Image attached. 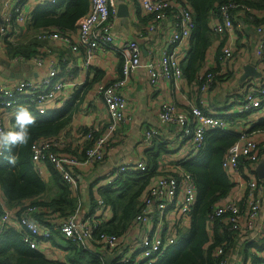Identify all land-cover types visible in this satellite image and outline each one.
Instances as JSON below:
<instances>
[{
    "label": "built area",
    "instance_id": "2783aa9c",
    "mask_svg": "<svg viewBox=\"0 0 264 264\" xmlns=\"http://www.w3.org/2000/svg\"><path fill=\"white\" fill-rule=\"evenodd\" d=\"M59 0H0V130H13L12 121L18 105L32 107L37 114L58 111L71 99L78 83L73 73L76 64L68 52H79L80 67L89 68L98 53L113 51L120 62V75L109 82L99 81L97 93L101 96L107 113L105 130L97 131L93 127L81 131L79 136L89 144L81 156L67 150V143L60 136H42L31 144L32 166L42 176V166L49 163L56 170L72 195H77V180L73 168L90 166L104 158L114 132L126 119L127 101L120 93L128 77L141 63L140 47L135 39L116 41L112 34L111 16L115 14L113 0H89L87 12L75 24V29L63 30L56 26L41 28L35 34L34 53L11 54L8 44H29L23 36L27 34L32 21V13L40 5H52ZM146 14L157 18L172 13L173 31L168 37V47L145 63L146 77L150 85L157 87L161 81L175 82L183 78V61L186 52L181 51L180 43L191 37L194 19L191 8L185 0H136ZM217 13L211 12L208 25L214 35L231 32L237 13H249V21L257 34V54L259 61L254 68L258 76L246 78L241 89L228 92L227 105L235 117L248 116L258 112L264 117V21L255 19L264 16L260 9L249 6L243 1H230L220 4ZM158 27L152 22L146 31ZM49 42L53 43L56 50ZM68 51V52H67ZM64 52V53H63ZM236 56L230 45H225L219 60L226 63ZM229 70L220 67L219 71L207 69L198 75L200 95L189 103V108H180L171 101L160 104L158 120L160 125H173L178 132L179 145L165 155L176 171L153 173L138 197L137 212L131 228L135 233L128 235L98 231L112 210L101 196L97 197L92 211L82 214L78 202L75 210L59 216L48 226H43L34 214L41 207L35 204L24 206L18 217L7 211L0 213V240L8 227L15 226L23 242L31 248H37L39 242L49 240L58 232L63 238L82 247L89 254H96L101 264L102 250L116 256L115 264H154L156 260L177 242L178 223L190 218L197 198V185L193 175L182 162L196 157L205 148V139L211 132H228V122L219 113L209 110V93L218 80ZM18 74L20 76H18ZM28 105V106H27ZM208 108V109H206ZM252 123V122H251ZM162 131L149 127L143 132L147 146L160 138ZM170 147V145H166ZM174 151V152H173ZM3 157H0V160ZM264 164V131L242 130L238 138L224 152L221 166L227 179L233 182V174L245 169V187L241 196L231 194L221 198L212 208L209 221L224 222L230 230L245 233L256 219L264 220V177L256 174L257 166ZM160 165V164H159ZM158 166V165H157ZM148 168L146 160L140 158L136 163L121 161L113 166L105 177L101 187L117 185V180L127 172ZM159 170H161L159 168ZM245 202L246 207L240 205ZM178 220V221H177ZM264 223V222H263ZM259 264H264V249ZM230 253L225 245H219L213 251L215 264H228ZM236 264H248L242 257H236Z\"/></svg>",
    "mask_w": 264,
    "mask_h": 264
},
{
    "label": "crops",
    "instance_id": "0c3cea01",
    "mask_svg": "<svg viewBox=\"0 0 264 264\" xmlns=\"http://www.w3.org/2000/svg\"><path fill=\"white\" fill-rule=\"evenodd\" d=\"M113 2L116 9L115 14L111 16L112 34L114 39L116 41L124 39L137 40L140 47L141 63L128 77L125 86L120 91L127 101V107L125 110L126 119L121 123L116 132H114V135L110 140V146L107 148L104 158L90 166H82L72 169L78 182L76 189L78 194L73 196L75 204L78 202L80 203V212L82 214L92 211V206L94 205L96 198L101 195L100 191L112 190L117 193L120 191L119 188L122 184L119 181L117 182V185L115 184L110 187H101V184L105 177L112 171L113 166L121 161L133 164L139 161L140 158H144L148 165V169H154L155 173L160 171L174 173L176 171L174 165L168 161L170 155L165 154L168 152L170 153L176 144L178 147V132L173 125H160L158 120L160 104L167 100L171 101L177 107L187 108L189 103H196L195 101H197L201 94L197 86L198 75L205 72L207 69L219 71L220 67H222L223 69L229 70L223 75H218V80L208 96L210 105L209 110L216 112L217 114L222 113L220 115L225 118L229 124L228 132H215V134L234 135L239 134L243 129L251 131L252 124H255L254 121H256V118H259L258 121L261 119L258 112H253L248 116L235 117L229 112L230 108L227 105L228 92L241 89L243 81L250 77V75H247L245 78H241L244 73V66L246 64L255 65L260 60L257 54L258 37L253 29V24L249 21V13H237L234 18L232 31L227 32L224 35H214L208 25L211 42L206 49V54L201 66L195 77L193 76L194 78L192 77L191 79L188 78L189 73L185 71V67L189 61L190 49L194 41L191 37L182 40L180 43V49L181 51L186 52V57L183 61V78L175 82L161 81L157 87H153L147 80L144 65L151 58L157 56L162 50L167 49V40L171 31H173L171 22L172 13L169 11L166 17L155 18L153 20L152 16L146 14L136 0H113ZM121 3L126 6L122 7V10H127L128 16L126 18L118 15ZM46 6L47 5H40L37 8H43ZM255 8L258 9L257 7ZM260 10L262 14H264V8ZM152 21L156 23L158 28L154 31H146V27L148 24L152 23ZM27 33L31 34V31L29 30ZM26 35H24L23 38H25ZM49 44L58 50L53 43L49 42ZM225 45H230L236 56L232 60L223 63L218 57ZM68 54L76 64L73 73L78 86L74 88L71 99L66 100L65 105L70 107L73 104V101L72 103H69V101L75 96H81V100L78 102L76 111L73 113L71 120L57 133V136H60L65 140L67 143V150L81 156L84 148L89 144L88 141L82 140L79 136L82 129L93 127L97 131L102 132L105 130V125L107 124V113L101 96L97 93V84L101 80L109 82L118 77L120 75V62L115 52L106 51L104 53H98L93 60V65L86 69L80 67L81 54L79 52L71 51L70 53L68 52ZM0 64H2L1 61ZM0 74L3 75L6 74V72L2 69ZM95 74L98 75L96 78ZM85 83L86 86L83 87ZM12 127L13 130L16 129L15 121H12ZM149 127H156L162 131L160 138L154 139L151 146H147L146 142L143 140V132ZM208 135L209 133L207 136ZM168 144L170 147L166 146ZM205 148L199 152L195 157L196 159L203 153ZM152 156H155L154 162H151L152 160L150 161ZM186 161L187 160H184L183 162ZM159 168L161 170H159ZM42 171L43 174L41 178L43 182H45L46 190L43 194L35 198H23L15 202H9L0 184L1 213L7 211L12 217L17 218L21 209L27 204H31L36 200L46 201L59 195L60 189L53 178L52 166L49 163H44ZM128 176L131 177L132 175L129 173ZM245 179L244 168L238 174H233V182L229 181L231 187L228 193L225 196L220 197L218 201L231 194L241 196L245 187ZM217 202H215V204ZM245 204L246 203L243 202L240 206L245 208ZM108 205L112 212L107 221L111 222L114 219V208L111 204L108 203ZM58 210L59 211H54L51 209L50 211L49 209L41 208L38 213L34 214V216L43 226H48L51 224L52 220L55 221L63 212L70 209L63 207L62 205ZM39 213H42V215H39ZM210 213L211 211L207 213L205 218V230L209 240L202 247L203 257L211 246V257L213 259V251L215 248L224 244L226 251L230 253L231 256L228 264H236V257L238 256L242 257V260H245L248 264H259L262 259V257L259 256V252L264 249V220L256 219L248 230L245 229V233L243 234L238 231L230 230L225 224H223L224 222L213 221L211 223L209 221ZM133 217L128 223L126 229L121 233L127 232L128 235L135 233V229L131 228ZM191 223L192 212L190 218H184L178 223L176 244L165 250L156 262L163 259L166 254L176 248L186 245L187 240H185V237L190 234ZM7 230L19 235L16 232L14 225H12V227L9 226ZM3 235L0 240V247L6 240ZM70 246L71 244L67 239L63 238L58 232H55L49 240L39 242L37 248L34 250L39 252L45 258V264H54L55 262L71 264L67 256L69 254L67 248ZM102 252L103 253L98 252V254L102 256L104 264L106 254L111 255L113 257L112 264L115 263L116 256L108 253V251L104 249ZM97 258H99L98 255Z\"/></svg>",
    "mask_w": 264,
    "mask_h": 264
},
{
    "label": "trees",
    "instance_id": "16d2710c",
    "mask_svg": "<svg viewBox=\"0 0 264 264\" xmlns=\"http://www.w3.org/2000/svg\"><path fill=\"white\" fill-rule=\"evenodd\" d=\"M191 8L194 19V28L191 32L193 44L190 49L189 61L185 67L188 78L195 77L201 66L206 54V49L211 42L210 30L208 28L209 15L211 12L217 13V7L220 4L230 1H243L249 6L264 8V0H185ZM66 4L64 7L63 5ZM89 7V0H59L58 3L47 5L43 8H37L32 13V21L29 30L32 34L27 33L24 40L29 44L17 43L8 44V52L15 54L22 52L26 55L33 54L36 44L35 34L41 28L56 26L63 30L75 29L77 20L84 15ZM154 20L157 18L154 14H148ZM264 21L255 19V22ZM153 22V21H152ZM28 30V31H29ZM184 70V69H183ZM98 75L95 74V78ZM193 77V78H194ZM86 86V83L83 87ZM83 90V89H82ZM81 96L73 97L69 103L73 104L58 111H50L41 115L29 110L36 117V124L30 128V140L26 146L14 147L13 155L17 157V163L13 166L8 164L3 158L0 160V184L9 202H15L23 198H35L43 194L46 190L45 182L34 170L30 155L32 142L42 136H54L71 120L73 113L76 111ZM76 101V102H75ZM16 130V129H15ZM251 130L264 131V117L257 123L252 124ZM239 134H213L206 136V148L197 159L183 162L182 165L189 170L197 185V199L192 211V223L190 234L185 237L186 245L176 248L166 254L163 259L158 260L155 264H214L211 257V246L208 248L206 255H202V247L208 242L209 237L205 230V218L220 197L225 196L231 183L227 179L221 168V160L225 150L238 138ZM8 153H5L7 155ZM204 159L206 161H204ZM152 160V161H151ZM155 161V156L150 159ZM154 167V166H153ZM154 169L147 168L145 171H131L122 175L119 181L120 186L118 193L112 190L100 191V196L106 203L111 204L114 208L113 221H105L99 227L98 231L106 233L120 234L124 231L131 218L137 212L138 197L144 189L149 177L153 174ZM53 178L55 179L60 193L57 197L46 201L36 200L32 204L51 211H59L63 205L70 209L62 213L66 216L72 213L76 205L75 199L68 186L63 182L60 174L52 168ZM74 200V202H73ZM43 212V211H41ZM61 212V211H60ZM1 213V208H0ZM38 213V212H37ZM42 215V213H39ZM6 240L0 247V264H45V258L36 250L31 248L21 237L7 230L3 235ZM214 238V234H213ZM71 246L68 260L71 264H101L96 254H89L82 247L74 245L69 241ZM100 252V251H98ZM54 264H65L55 262ZM115 264V263H113Z\"/></svg>",
    "mask_w": 264,
    "mask_h": 264
},
{
    "label": "clouds",
    "instance_id": "9594fccd",
    "mask_svg": "<svg viewBox=\"0 0 264 264\" xmlns=\"http://www.w3.org/2000/svg\"><path fill=\"white\" fill-rule=\"evenodd\" d=\"M14 119L16 130H0V157L10 165L17 163V157L12 153L14 147L26 146L30 140V128L36 124V117L28 107L18 105L15 109ZM5 153H8L5 155Z\"/></svg>",
    "mask_w": 264,
    "mask_h": 264
},
{
    "label": "water",
    "instance_id": "95a60500",
    "mask_svg": "<svg viewBox=\"0 0 264 264\" xmlns=\"http://www.w3.org/2000/svg\"><path fill=\"white\" fill-rule=\"evenodd\" d=\"M122 7H126L125 4L121 3L119 8H120V11L118 12V15L120 17H123V18H126L128 16V13H127V10H122ZM122 10V11H121ZM1 63H3V61H1ZM254 75V76H258L260 74L259 71H257L253 65L251 64H246L244 66V73L242 75V79L245 78V76L247 75ZM3 75H6V74H3ZM18 76H20L18 74ZM256 173L259 177H263L264 176V164L263 163H260L258 165V167L256 168ZM112 260H113V257L111 255H105V264H112Z\"/></svg>",
    "mask_w": 264,
    "mask_h": 264
},
{
    "label": "rangeland",
    "instance_id": "374dc122",
    "mask_svg": "<svg viewBox=\"0 0 264 264\" xmlns=\"http://www.w3.org/2000/svg\"><path fill=\"white\" fill-rule=\"evenodd\" d=\"M65 5H66V4H64L63 7H64ZM31 34H32V33H31ZM258 119H259V118L257 117V118H256V121H254V123H256V122L258 121ZM83 130H85V129H82V131H83ZM211 133L215 134V132H211ZM200 156H201V154H200ZM200 156H198V157H200ZM193 159H196V158L194 157V158L189 159V160H193ZM189 160H187V161H189ZM204 161H206V160L204 159Z\"/></svg>",
    "mask_w": 264,
    "mask_h": 264
}]
</instances>
